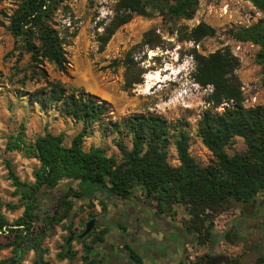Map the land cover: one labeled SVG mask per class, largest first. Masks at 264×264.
I'll list each match as a JSON object with an SVG mask.
<instances>
[{"label":"trees","instance_id":"16d2710c","mask_svg":"<svg viewBox=\"0 0 264 264\" xmlns=\"http://www.w3.org/2000/svg\"><path fill=\"white\" fill-rule=\"evenodd\" d=\"M16 1L18 5L9 16L8 29L16 37L18 46L30 53L33 64L38 65L45 60L67 73L69 60L65 46L69 44L68 39L55 27L57 13L66 6V0ZM200 1L118 0L109 22H98L97 28H103L97 35L99 49L104 51L116 31L136 15L159 14L169 19L191 20ZM247 1L261 11L263 17L251 25L236 26L230 31L235 39L259 46L255 60L264 73V0ZM68 29L65 27V30ZM154 32V29L146 31L142 41L121 60L125 67V90H133L144 82L145 70L141 66L144 57L136 61L133 52L138 47L159 46L152 37ZM215 32L212 25L201 21L186 37L198 44ZM192 57L195 63L194 80L204 87H212L208 102L213 107L225 101L233 103L222 113L207 109L199 120L198 135L214 156L208 164L198 162L190 153V135L186 129L188 121L171 122L155 113H135L114 120L110 115L112 105L107 100L87 94L83 89H71L60 80L50 79L47 70L41 69L46 84L34 94V98L45 106L56 105L61 115L81 122L83 127L70 144L65 142L64 133L54 134L49 130L32 141H17L13 148L36 158L40 166L34 171L33 183L21 181L11 169L25 209L20 217L11 222L3 211L4 202L0 194V229L8 228V233L0 234V251L12 247L19 254L22 247L25 251L34 249L39 252L43 250V240L53 234L57 226H61L69 230L70 235L59 257L72 260L76 256L72 243H67L70 236H75L84 247L82 264H95L92 255L94 243L101 240L102 235L93 236L94 227L86 237L77 238L79 232L74 229L75 219L84 207L76 208L75 201L86 197L89 201L84 204L93 207L98 190L128 199L138 185L160 213L174 215V205H185L189 218L184 224L197 236L199 243H212L215 216L229 210L235 202L238 205L250 204L264 191V105L243 107L242 84L236 73L240 66L239 57L229 48L209 54L194 48ZM96 123L106 136H113L120 157L108 155L107 149L102 146L85 148V138L93 133ZM237 136L245 139L247 148L230 154L226 148ZM172 144L177 149L178 165H173L168 159ZM64 180L78 182V188L58 189ZM55 189L59 192L53 198L51 209L42 210V196ZM100 202L105 211V202ZM72 211L74 213L70 218ZM92 217L96 214L90 211L88 220ZM88 220H81L83 227ZM2 236L7 239L3 241ZM212 248L195 260V264H243L237 258L214 254ZM16 257L12 261L1 259L0 264H16L19 261ZM132 257L137 264H141L136 252H132ZM36 262L51 264L48 261ZM263 263L264 255H261L254 264Z\"/></svg>","mask_w":264,"mask_h":264},{"label":"rangeland","instance_id":"374dc122","mask_svg":"<svg viewBox=\"0 0 264 264\" xmlns=\"http://www.w3.org/2000/svg\"><path fill=\"white\" fill-rule=\"evenodd\" d=\"M117 1L66 0V6L58 11L55 18V27L62 35H66L69 43L65 46L69 67L68 72L64 73L45 60L38 65L33 64L30 53L18 46L16 37L8 29L9 16L17 8V1L0 0V194L4 202L3 211L11 222L20 217L25 209L11 176V169L21 181L31 183L35 181V169L40 166L39 160L13 148L17 141H32L49 130L54 134L64 133L65 142L70 144L83 127L81 122L61 115L56 105L45 106L34 98V94L41 91L46 84L41 69L47 70L50 79L60 80L71 89H83L87 94L107 100L112 105L110 115L114 120H121L135 113H155L171 122L188 121L186 129L190 135V153L202 164L210 163L214 156L198 135L199 120L207 109L222 113L231 106L213 107L208 102L212 87L200 85L192 75L195 70L192 57L194 48L203 54L229 48L240 59L236 73L242 84L245 100L243 107L264 105V73L255 60L259 46L244 42L239 49V40L230 31L239 26L241 21L246 23L250 20L251 25L263 17L262 12L256 14L258 9L252 3L241 6L237 0H201L196 15L191 20L169 19L159 14L136 15L116 31L106 49L101 51L97 35L103 28H97V25L101 21L109 22ZM227 2L230 3L231 11L225 13ZM201 21L212 25L216 32L195 44L186 35ZM65 27L69 29L65 30ZM150 29L155 30L152 37L160 45L156 48L146 46L134 50L133 57L136 61L144 57L141 62L145 70L144 82L136 85L133 90H125V67L121 60L142 41L145 32ZM92 145L105 147L108 155L115 154L120 157L113 136H106L99 123L94 124L93 133L85 138V148L89 149ZM246 148L245 139L237 136L226 150L234 154ZM168 159L173 165L180 163L174 144L170 145ZM58 189L49 194L51 199L46 201L48 203H45V196H42V210L51 209ZM139 189H142L140 185L134 188V192ZM246 206L235 202L229 210L218 213L214 219V230H221L232 221V225L241 234L251 232L254 238L264 235V230L258 231L248 226L251 221H257L261 209L253 210L251 215L233 219L235 214L245 212ZM174 210L175 214L169 216L177 217L183 222L189 218L185 205L176 204ZM77 222L78 218L75 219L74 229L80 233L83 229L77 227ZM69 235V230L57 226L53 234L43 240V250L24 251L16 264H37V260L51 264H82L84 247L75 238L71 243L76 256L72 260L59 257V253L64 252L63 246ZM1 239L5 241L7 237L2 236ZM229 244L238 247L241 245V248L231 247L226 252L229 258L240 261L246 251L243 244L235 241H229ZM190 246V253L193 255L190 263L195 264V260L211 251L212 243L202 244L196 239ZM256 252L259 257L264 255V239ZM17 255L9 247L0 251V260L9 258L12 261Z\"/></svg>","mask_w":264,"mask_h":264},{"label":"crops","instance_id":"0c3cea01","mask_svg":"<svg viewBox=\"0 0 264 264\" xmlns=\"http://www.w3.org/2000/svg\"><path fill=\"white\" fill-rule=\"evenodd\" d=\"M77 184L78 182L64 180L58 188L63 190L69 186L78 188ZM95 195L93 207L84 204L89 201L86 197L75 201L76 208L81 205L84 207V211L77 217V227L84 230L81 220H88L90 211L96 214L97 224L93 236L102 235V239L94 243L92 255L95 258V264H137L132 257L133 251L139 256L141 264H187L190 262L187 245L193 244L197 236L187 228L183 220L158 212L154 202L144 195L142 189L135 191L128 199L115 194L102 193L99 190L95 192ZM47 196H45V203L50 200ZM261 196L264 197V191ZM101 200L105 202V211H103ZM238 215L240 213L235 214L233 219ZM231 225L232 221L227 227L214 230L213 253L228 257L226 252L231 247L241 248V245L238 247V245L229 244V241H235L243 244V248L246 249L245 254L240 257V262L255 263L259 257L256 249L264 236H259L252 244L245 246L241 240L243 234ZM229 228L230 231H228ZM230 234L233 235V240L230 239Z\"/></svg>","mask_w":264,"mask_h":264},{"label":"flooded vegetation","instance_id":"af4514ba","mask_svg":"<svg viewBox=\"0 0 264 264\" xmlns=\"http://www.w3.org/2000/svg\"><path fill=\"white\" fill-rule=\"evenodd\" d=\"M250 204H251V206H250L251 209H249V213L242 211V214L235 216L234 219L239 218L240 216L243 217V215H251V214H253V210L255 211L256 209H261V215H260V217L257 218V221H251L248 224V226L250 228L255 229V230L262 231V230H264V197L261 196V194H259L252 202H250ZM244 205L245 204H243V206ZM231 226H234V225H231ZM228 231H230V228ZM232 236H231V234L229 236L231 240H233V238H234ZM260 236H264V235H260ZM242 237L243 238L241 240L244 242V245L248 246L249 244H252L254 239L256 240L259 236L257 238H254V235L251 232H245Z\"/></svg>","mask_w":264,"mask_h":264},{"label":"built area","instance_id":"2783aa9c","mask_svg":"<svg viewBox=\"0 0 264 264\" xmlns=\"http://www.w3.org/2000/svg\"><path fill=\"white\" fill-rule=\"evenodd\" d=\"M237 3L240 4L241 6H244L245 3L251 4V2L250 1H247V0H237ZM228 11H231L230 3L229 2L226 3V6L224 8V12L225 13H228ZM260 13H261V11H259V10L256 11V14H260ZM250 23H251L250 20L246 21V23H244V22L241 21L239 23L240 24L239 26H248V25H250ZM243 43H244L243 41H239V46H238L239 49H240V47L242 46ZM242 88H243V90L245 89L244 87H242ZM246 102H249V99H246ZM243 103H245V100L243 101ZM232 104L233 103H231V102H226L225 101V102H223L220 105V108L225 107V106H231ZM6 233H8V228L7 227H3L2 229H0V234H6ZM191 250H192L191 246L190 245H187V251H188L189 260H193V255L190 253Z\"/></svg>","mask_w":264,"mask_h":264},{"label":"water","instance_id":"95a60500","mask_svg":"<svg viewBox=\"0 0 264 264\" xmlns=\"http://www.w3.org/2000/svg\"><path fill=\"white\" fill-rule=\"evenodd\" d=\"M245 209H246L245 212H246V213H249V209H251V207H250L249 205H247V206L245 207ZM73 213H74V211L71 212L70 218H71V216L73 215ZM96 224H97V218H96V217H92V218H90V219L86 222V225H85L84 230H83L82 232H80V233L77 234V238H78V239H82V238L86 237L89 233L92 232V230L94 229V227L96 226ZM74 238H75V236H70V237L68 238V240H67V243L70 244L71 241H72ZM235 240H236V238H235ZM24 251H25L24 248L20 247V249H19V254H18L17 257H16L17 260H20V259H21V257H22V255H23V252H24Z\"/></svg>","mask_w":264,"mask_h":264}]
</instances>
